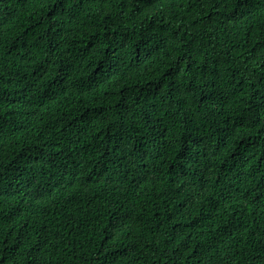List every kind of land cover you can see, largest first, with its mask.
<instances>
[{"label": "trees", "instance_id": "trees-1", "mask_svg": "<svg viewBox=\"0 0 264 264\" xmlns=\"http://www.w3.org/2000/svg\"><path fill=\"white\" fill-rule=\"evenodd\" d=\"M0 264H264V0H0Z\"/></svg>", "mask_w": 264, "mask_h": 264}]
</instances>
